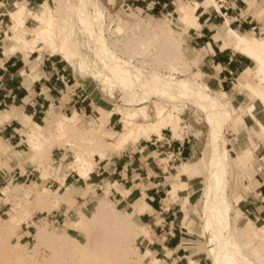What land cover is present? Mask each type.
<instances>
[{
    "label": "rangeland",
    "instance_id": "rangeland-1",
    "mask_svg": "<svg viewBox=\"0 0 264 264\" xmlns=\"http://www.w3.org/2000/svg\"><path fill=\"white\" fill-rule=\"evenodd\" d=\"M43 5L54 18L52 24L41 25L48 28L45 35L59 38L72 62L43 42L35 49L68 61L74 97L85 101L77 110L48 113L40 124L39 141L31 139L29 132L37 128L30 123L24 133L26 147L20 151L0 138V264L135 261L144 228L117 206L109 190L86 197L87 191L60 188L70 173L89 174L111 149L155 133L134 134L119 145L123 129L112 134L109 121L101 125L104 112H119L123 124L141 120L140 115L147 121L165 116L162 128L170 127L174 136H194L193 156L175 167L178 194L170 192L173 199H181L186 215L193 216L198 249L192 264H264V227L241 214L232 197L244 179H252L259 159L264 161L258 144L264 145V70L260 72L254 60L247 81L241 75L233 92L220 93L209 83L186 29L178 27L180 20L198 27L190 18L172 22L168 16L126 10L120 0H42L34 12L17 1L16 10L24 9V23L30 22L15 30L19 36L35 38L39 22L34 14ZM243 35L263 39L264 31ZM58 123L67 126L65 130L55 128ZM186 163L192 168L189 175L181 173ZM208 187L212 203L206 216ZM236 218L244 226L236 224Z\"/></svg>",
    "mask_w": 264,
    "mask_h": 264
},
{
    "label": "crops",
    "instance_id": "crops-1",
    "mask_svg": "<svg viewBox=\"0 0 264 264\" xmlns=\"http://www.w3.org/2000/svg\"><path fill=\"white\" fill-rule=\"evenodd\" d=\"M17 1L34 12L42 0H0V114H10L0 125V138L20 151L26 147L24 133L28 122L41 124L57 108L77 110L79 102L85 99L74 97L73 71L68 61L58 54L25 50L24 45L13 39L11 14L17 11ZM120 2L126 10H140L154 17L168 16L172 22L180 18L182 4L194 7L198 3L194 9L198 27H189L181 20L178 27L186 29L188 40L210 78L209 83L220 93L233 92L241 74L254 67L251 57L228 43L232 31L247 35L263 33L264 0ZM28 23L29 19L26 26ZM15 46L17 49L10 50ZM84 109L86 112L87 106ZM143 117L140 115L142 119L135 121H155ZM123 125L122 115L114 112L109 119L111 133L123 131L118 130L124 129ZM258 144L259 149H264V145ZM193 149L197 147L192 134L178 137L170 127H163L160 133H153L149 138L142 137L127 142L121 149H111L87 176L78 172L68 174L60 188L87 191L86 197L109 190L117 206L133 215L144 231L139 235L138 254L132 264H154L155 261L156 264H192L191 258L198 249L196 232L191 228L193 216L186 215L181 199H173L170 190L177 185L176 165L191 158ZM255 168L252 179H244L232 197L237 210L256 226L264 227V161L259 159Z\"/></svg>",
    "mask_w": 264,
    "mask_h": 264
},
{
    "label": "bare ground",
    "instance_id": "bare-ground-1",
    "mask_svg": "<svg viewBox=\"0 0 264 264\" xmlns=\"http://www.w3.org/2000/svg\"><path fill=\"white\" fill-rule=\"evenodd\" d=\"M189 1V0H188ZM195 3V2H194ZM199 6L198 3H195L194 7H191L189 5H184L182 4L179 8V14L180 16H183V17H187V18H190L192 20V22L195 23L196 26H198V22H197V17L195 16L194 12H195V8ZM24 13V9H21V10H18L16 12H13L12 13V20H13V25H11V28L12 30L15 32V30L18 28V27H21V25L25 24L24 23V18L22 16V14ZM36 19L38 20L39 22V28L38 30H34L35 32V38L33 39H27L25 38L24 36H19L18 32H15V38L18 39V41H23V43L25 44V46L23 47V49L27 50V49H30V50H35V48L38 46V43L39 42H43L45 44H47L51 50H53L54 52L56 53H59L61 54L66 60L72 62L71 58L65 53L63 52V50H61V46L58 44L57 40V37H52V38H48L46 35H45V32L48 31V28L46 29H43V27L41 25H44V24H52L54 22V18L52 16V13L50 11V8L47 6V5H43L42 9L40 10V12H37L36 14H34ZM50 30V29H49ZM49 32V31H48ZM47 33V32H46ZM55 35V34H54ZM7 36V35H6ZM56 36V35H55ZM229 45L232 46V48L236 49L237 51H240L244 54H246L247 56L251 57L253 60L256 61L257 63V69H259V71H263L264 70V38L263 39H260V38H257V37H248V36H245L243 34H239V33H236L234 31H232V33H230V42L228 43ZM63 46V45H62ZM12 48V47H11ZM15 49H17V47L15 46V48L13 49H10L12 51H14ZM21 49V48H20ZM38 49V48H37ZM22 51V49H21ZM7 53V52H6ZM11 53V51H10ZM6 56H9V55H6ZM259 66V67H258ZM263 69V70H262ZM247 70V69H246ZM241 73V72H240ZM241 75L242 76V81L245 82L248 80V73L247 71L242 73ZM108 80V79H107ZM110 88V87H109ZM104 90V89H103ZM111 90V89H110ZM145 91V90H144ZM105 92V91H104ZM144 93V92H143ZM104 94V93H103ZM147 96V95H146ZM117 97V96H115ZM145 97V96H143ZM142 97V99H143ZM111 98V96H110ZM113 98V97H112ZM111 98V99H112ZM114 99V98H113ZM53 115V114H52ZM112 113L111 112H104V115L103 117L101 118V122L102 121H109L110 117H111ZM10 118V114H0V124H2L4 121L8 120ZM53 118V116H52ZM51 118V119H52ZM27 119H30L29 117ZM165 116L163 117H160L157 121L155 122H150V123H138V122H135L134 120H131V119H128L125 121V124H124V129L123 131L121 132L119 138L116 140L117 143L120 144H123V142H125L127 139H129L132 135H141L140 133H142V135L146 133V135L152 133V132H155V133H158L161 131V128L163 126V124L165 123ZM169 120V119H168ZM100 122V123H101ZM30 123L28 122L27 126L29 125ZM34 126L37 128V129H31V131L29 132V135L31 137L32 140H40L42 138V130H39V129H43V126L40 125L39 123L37 122H33ZM48 124L50 125L51 124V120L48 121ZM103 124V122L101 123V125ZM170 124V123H169ZM48 125V126H49ZM66 125V124H65ZM68 125V124H67ZM58 130H65L64 128V124L62 123H58L56 125ZM171 126V125H170ZM134 135V136H135ZM137 135V137H138ZM151 135V134H150ZM44 136V135H43ZM149 136V135H148ZM136 137V136H135ZM133 137V140L134 138ZM142 137V136H141ZM132 138V137H131ZM138 139V138H137ZM128 141V140H127ZM36 143V142H35ZM215 154H217V152H215ZM219 155L217 154L216 157H218ZM220 157V156H219ZM79 158L81 159L82 162H85L86 159H85V156L84 154H79ZM220 159H222L220 157ZM225 158H223L224 160ZM83 167H86L85 164H83V166L81 167V169ZM191 166L186 163L183 165V169L181 171L182 174H190L191 173ZM1 173V172H0ZM82 175L83 176H87L88 175V172H83L81 171ZM178 173V172H177ZM180 173V172H179ZM178 177H179V174H178ZM84 178V177H83ZM109 181V180H108ZM109 186V185H108ZM212 188V186L210 187ZM208 187L207 189V194H204L206 196L205 200H204V206H205V209H204V215L208 216L209 215V212H210V209H211V189ZM171 193L173 194H178V189H176L175 187V191L173 192V190L171 189L170 190ZM103 201V200H102ZM103 203V202H102ZM101 203V206L103 205ZM98 207V206H97ZM104 207V206H103ZM99 208H100V204H99ZM98 211V208L96 209ZM241 213V211H239ZM242 214V213H241ZM131 216V214H130ZM236 224L238 225H241V226H244V221L242 219H239V218H236L235 221H234ZM248 222V221H247ZM133 227V226H132ZM143 227V226H142ZM147 227V226H146ZM259 229V228H258ZM262 229V228H260ZM260 236V235H259ZM259 236L256 235V238H259ZM264 237V236H263ZM261 238V236H260ZM131 263V260L129 257H127V260L124 261L123 264H130ZM157 262L155 261L154 264H156Z\"/></svg>",
    "mask_w": 264,
    "mask_h": 264
}]
</instances>
